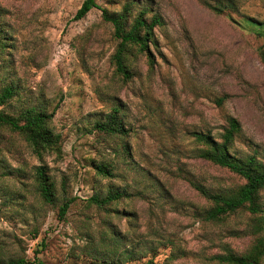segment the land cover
Segmentation results:
<instances>
[{
  "label": "rangeland",
  "instance_id": "374dc122",
  "mask_svg": "<svg viewBox=\"0 0 264 264\" xmlns=\"http://www.w3.org/2000/svg\"><path fill=\"white\" fill-rule=\"evenodd\" d=\"M82 1L0 0V90L18 87V96L3 108H55L51 123L62 139V155L41 162L22 138L0 131V159L11 170V177L3 176L0 167V254L24 256L25 264H93L82 253V235L94 231L97 217L83 222L77 209L112 185L132 193L120 204L123 216L113 218L118 229L131 239L158 229L165 239L155 264H226L216 255L250 246V217L200 218L197 210L207 202L189 179L213 191L241 179L197 157L192 132L209 131L218 139L233 117L241 128L231 151L264 155V0H96L113 11L130 2L134 11L146 7L148 15L163 17L155 28L153 67L141 57L127 83L110 63L115 41L101 10L74 19ZM113 104L129 130L128 162L92 130ZM91 157L113 161L116 177H98ZM40 164L59 197L77 199L64 220L42 205L35 190L34 167ZM151 257L148 252L128 264Z\"/></svg>",
  "mask_w": 264,
  "mask_h": 264
},
{
  "label": "trees",
  "instance_id": "16d2710c",
  "mask_svg": "<svg viewBox=\"0 0 264 264\" xmlns=\"http://www.w3.org/2000/svg\"><path fill=\"white\" fill-rule=\"evenodd\" d=\"M101 10L103 22L111 25L112 36L115 41L114 50L110 56V63L114 68V74L123 83H127L134 77V63L144 57L153 67V48L157 47L155 28L164 24L163 17L159 13L148 15L149 10L142 7L134 11L133 5L126 2L120 10L113 11L101 7L96 0H83L76 10L74 19L83 18L92 8ZM217 12L221 7H213ZM2 10L0 8V16ZM1 33V28H0ZM18 96V87L12 84L5 85L0 90V131L6 130L22 138L32 153L43 161L44 156L55 154L62 155L61 135L52 127V118L55 108L49 111L40 104H26L12 112L3 108L11 99ZM223 97L216 102L220 104ZM237 119L231 117L223 127L220 137L217 139L209 131H193V139L196 143L195 155L211 164L223 167L232 172L241 182L232 188L213 191L200 182L189 179L190 185L206 200L207 204L197 210V215L211 222H220L231 215L240 213L248 214V234L253 240L250 246L243 252H235L227 248L223 254L216 255V259L226 264H262L264 260V155L257 158L255 155L240 157L231 151L236 135L240 131ZM92 130L101 135L102 140L109 143L110 149L122 154L123 160L128 162L131 158L130 145L126 141L129 134L125 126L121 108L113 104L103 117L95 120ZM3 150L0 146V158ZM90 165L98 177L112 179L116 177L113 161L90 158ZM0 167L3 176L11 177V170L3 166L0 159ZM35 190L42 205L52 209L57 218L64 220L68 212L77 207L76 197L57 194L54 179L49 174L47 166L40 164L34 167ZM138 194V193H137ZM132 196L127 189H120L109 185L103 193H93L83 199L82 206L78 207L82 214L83 222H92L94 217V231L83 233L84 244L82 253L93 264H128L146 256L149 252L152 257L145 264H155L153 255L157 248L166 241L158 229H151L147 235L131 239L127 233H122L113 218L121 217L125 213L120 208L125 198ZM11 202V201H10ZM3 204V202L1 203ZM38 229L34 227V235ZM173 259L172 255L168 257ZM24 256L4 257L0 254V264H25ZM37 264H52L37 260Z\"/></svg>",
  "mask_w": 264,
  "mask_h": 264
}]
</instances>
